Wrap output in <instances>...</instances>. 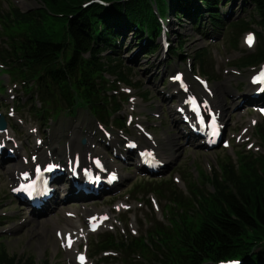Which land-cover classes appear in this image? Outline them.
<instances>
[{
	"label": "rangeland",
	"instance_id": "obj_1",
	"mask_svg": "<svg viewBox=\"0 0 264 264\" xmlns=\"http://www.w3.org/2000/svg\"><path fill=\"white\" fill-rule=\"evenodd\" d=\"M41 5L42 0H0V14L13 8L36 12ZM220 10L224 13L225 23L245 18L251 29L237 31L232 42L229 26L222 31H213L206 19L202 20V25L194 27L191 21H178L173 13H166L161 21L166 42L169 48L183 43L180 56L169 52V48L165 51L160 36L155 43L161 46L149 54L146 37L139 38L133 30L121 25L119 49L112 48L115 51L112 56L120 57L123 73L129 82H117L116 74L109 71L103 74L111 84L107 93L115 95L119 101V110L111 109L109 123H101L84 107L78 108L75 114L61 110L58 115L49 114L47 119L39 117L42 110L40 99L36 95L31 97L20 85H15L1 70L0 64V113L5 115L9 130L2 134L8 139L2 154L13 150L12 155L0 161V240L9 255L31 258L33 264H75L76 252L84 251L88 255L87 263L91 264H149L142 254L123 257L114 244L107 252L94 255L103 245L100 234H112L118 242L144 237L152 224L162 222L166 225L171 220L170 210L167 213L165 209L170 208L166 194H159L155 187L174 189L185 195L191 189L196 190V186L201 191H211L213 186L209 179L220 172L222 162L236 165L240 152L264 154L255 131L256 126L264 124V112L257 110L258 105L263 106V101L254 104L243 99L244 95L254 92L249 79L260 66L238 68L235 65L236 60L253 51L254 43L258 42L257 34L264 36V31L257 23V13L247 2L230 0L221 5ZM248 30L255 34L251 45L244 41ZM0 36L3 35L0 33ZM1 40L5 41V36L0 37ZM200 50H205L202 64L205 73L201 72L196 57ZM135 52L137 56L132 58ZM177 71L183 73L189 93L201 101L203 92L196 80L198 76L207 82L212 93L218 91L221 94L220 102L229 103L235 96L228 113L220 119L224 126L223 140L229 139L228 145L208 148L199 139L193 137L192 141H187L181 137L180 132L188 130L175 111L184 98L178 96L177 88L171 82ZM223 82L225 84L221 86ZM211 104L215 108L216 104ZM115 118L123 123L119 125ZM88 133L91 139L86 137ZM168 135L172 138V146L166 141ZM129 142L138 144L137 149L151 147L163 151L168 147L171 154L161 158L164 166L159 173L145 174L136 167L135 152L128 153L126 145ZM89 147L91 149L87 151ZM43 156L64 164L74 157L89 163L93 157L98 158L106 170L115 171L120 176V181L99 197H67V192L59 191L54 195V201L58 203H49L42 209L43 212L48 210L47 213L38 215L37 219L42 223L33 221L30 213L42 211H30L12 195L10 183L14 175L18 176L19 170L13 173L7 172V168L12 162L21 163L23 160L31 169L33 162H45ZM81 203H87L86 209L106 213L108 217L101 220L95 232L86 229L88 216ZM67 212L71 213V220L80 234L74 241V252L70 254L64 249L65 236L59 234L55 224L60 221L65 225L63 220Z\"/></svg>",
	"mask_w": 264,
	"mask_h": 264
},
{
	"label": "trees",
	"instance_id": "obj_2",
	"mask_svg": "<svg viewBox=\"0 0 264 264\" xmlns=\"http://www.w3.org/2000/svg\"><path fill=\"white\" fill-rule=\"evenodd\" d=\"M85 1L93 0H42L36 12L13 8L0 14V33L6 39L0 41L1 70L26 94L40 99L39 117L47 119L61 110L75 114L84 107L101 123H109L119 101L107 93L111 84L103 74L109 71L116 74L117 82H129L120 57L112 56V48L119 49L121 25L139 38L146 37L149 54L159 47L155 43L161 31L159 18L168 11L194 27L204 19L213 31L229 26L232 42L237 31L251 29L245 18L225 23L220 7L230 0H102L83 7ZM242 1L252 5L264 31V0ZM257 36L253 51L236 60L238 68L264 61V36ZM182 46L180 42L169 52L180 56ZM204 51L196 55L202 73ZM256 135L264 151V124L256 126ZM237 155L236 165L222 162L220 172L208 178L211 191L196 186L185 195L155 187L170 203L168 224H152L144 237L128 241L100 234L103 245L94 254L116 245L123 257L142 254L149 264H216L231 258L240 264H264V154ZM0 264L33 261L9 255L0 241Z\"/></svg>",
	"mask_w": 264,
	"mask_h": 264
},
{
	"label": "bare ground",
	"instance_id": "obj_3",
	"mask_svg": "<svg viewBox=\"0 0 264 264\" xmlns=\"http://www.w3.org/2000/svg\"><path fill=\"white\" fill-rule=\"evenodd\" d=\"M132 58H135L136 56H137V52H135V53H133L132 55ZM225 83L223 82L222 84H221V86H223ZM199 85V87H200V90L203 92H201L202 93V100L205 102V104L206 105H208V104H210V105H212L211 104V102H214L216 105H215V114H216V116H217V118L218 119H223V117H224V115L225 114H227L228 113V111H229V108H230V103L232 102L233 103V101H234V98H235V96L233 95V97H231L232 99H230L231 101L228 103V102H220V98H221V94H219V92L218 91H216V92H214L213 91V93H212V90L210 89V87H208V89H209V93L207 94V93H205V91H204V88H202V85L199 83L198 84ZM250 86H253V85H250ZM191 89H193V87L191 86ZM175 92V91H174ZM177 93H178V90L176 91ZM187 92H188V94H189V89L187 90ZM252 97H250V95H248L247 94V96H245L244 95V97H243V99H244V102H248L250 99H251ZM264 99V94L263 93H260V95H259V97L257 98V99H255V100H253V101H262ZM223 101V100H222ZM181 105V104H180ZM173 109V108H172ZM176 121H177V119H175ZM191 120V119H190ZM192 124L193 125H198L194 120H193V122H192ZM180 132V131H179ZM181 133V137H183V138H185L187 141H192V139H193V137L195 136L194 135V133L191 131V130H189L188 132H186V131H181L180 132ZM87 138H90L91 139V135L88 133L87 134V136H86ZM166 138V141H167V143L169 144V145H173V141H172V138H170V136L168 135V136H166L165 137ZM74 142V141H73ZM72 142V143H73ZM153 142H151V144H152ZM10 147H12L11 145H10ZM9 149H11V148H9ZM16 149V148H15ZM89 149H91L90 147L89 148H87V151H89ZM151 149H153V150H149V149H146V150H148V151H150V152H152V153H154V154H156L157 156H159V159L160 160H162L161 158L163 157V156H165L166 154H168V156L171 154V151H170V149L167 147V149H164L163 151H158L157 149H155L154 150V148H151ZM80 149H77V151H79ZM166 150H167V152H166ZM129 152H131V153H133L134 152V149H130V148H128V153ZM13 154V150L11 151V152H8V151H6V153H3L2 154V157H0V161H3L4 160V157L5 156H9V155H12ZM75 154H76V152H75ZM1 156V155H0ZM48 156H43L42 158L45 160V163L44 164H46V163H48V161H46L48 158H47ZM70 161V160H69ZM73 161H74V159H73ZM67 163H68V161H67ZM24 164H26L25 162H23V160H22V162L20 163H14V162H12L9 166H8V168H7V172H13L14 173V171H17V170H19V172H18V174L20 173V172H24V171H26L27 170V166L26 165H24ZM78 164L79 165H84V166H86V165H88V164H90L91 165V162L89 163V162H87L86 160H84V159H82V160H80L79 159V161H78ZM34 165H36V164H34ZM50 174H53V175H55L58 179H59V176H57V171H55V172H50ZM63 175H65V176H67V177H63L62 179H63V181H66V180H68V178H69V176H68V174L67 173H64ZM21 181V179L19 178V176L18 177H16L15 175L12 177V181H11V183H10V188H14L16 185H17V183H19ZM60 184H62V182H60ZM55 187V186H54ZM68 189H70V187H69V183H68ZM51 191L52 192H56L55 191V189L52 187L51 188ZM67 195V197H73V195H75V196H79V197H81L80 196V192H78L77 194H74L73 193V191L72 190H68V193L66 194ZM53 201H49V203L51 204ZM56 203H58V202H56ZM45 205H47V204H45ZM87 205V203H85V204H83V203H81V208H83L84 210V212L86 213V216H88V218H87V223H88V219L90 218V217H95L94 218V220L93 221H98V220H105V219H107L108 217L106 216V213H98V212H96V211H93V210H89V209H86L84 206H86ZM44 210V209H43ZM36 211H38V210H36ZM42 211V210H41ZM47 211L48 210H46V211H42V212H31L30 213V215H31V217H30V219L31 220H33V221H39L38 219H37V217H38V215H44V214H46L47 213ZM75 211H78V210H75ZM63 221H65V225H62L61 224V222L59 221H57V222H55V224H56V226H58L57 227V229H59V234L60 233H62V236L64 237L65 235H66V238H64V240H63V243H65V241L67 240V239H72V237L73 236H76V238H75V241H77V237L80 235L79 234V230L77 229V227L75 226V224H74V222L71 220V213L70 212H67V214H66V217L64 218V220ZM40 223H42V221H39ZM73 243H74V240H73ZM77 245V247H79V245H78V243L76 244ZM72 247H73V244H72V246L69 248L70 250H69V254L71 253V252H74V250L72 249ZM64 248L65 249H67V247H65L64 246ZM74 262H76V261H74ZM75 264H77V263H75Z\"/></svg>",
	"mask_w": 264,
	"mask_h": 264
},
{
	"label": "water",
	"instance_id": "obj_4",
	"mask_svg": "<svg viewBox=\"0 0 264 264\" xmlns=\"http://www.w3.org/2000/svg\"><path fill=\"white\" fill-rule=\"evenodd\" d=\"M6 128V121L2 114H0V130H4ZM84 142V140H83Z\"/></svg>",
	"mask_w": 264,
	"mask_h": 264
},
{
	"label": "snow or ice",
	"instance_id": "obj_5",
	"mask_svg": "<svg viewBox=\"0 0 264 264\" xmlns=\"http://www.w3.org/2000/svg\"><path fill=\"white\" fill-rule=\"evenodd\" d=\"M249 41H251V38H249Z\"/></svg>",
	"mask_w": 264,
	"mask_h": 264
}]
</instances>
